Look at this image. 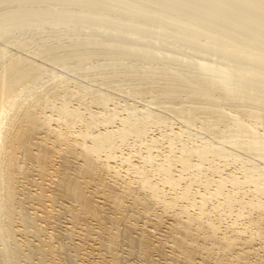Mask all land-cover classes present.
<instances>
[{
	"label": "bare ground",
	"instance_id": "1",
	"mask_svg": "<svg viewBox=\"0 0 264 264\" xmlns=\"http://www.w3.org/2000/svg\"><path fill=\"white\" fill-rule=\"evenodd\" d=\"M166 128L169 147L204 140L182 141L176 178L151 162ZM237 162L215 201L188 198L202 164ZM230 206L255 214L217 234L209 214ZM263 220L264 0H0V264H208L198 247L247 264Z\"/></svg>",
	"mask_w": 264,
	"mask_h": 264
},
{
	"label": "rangeland",
	"instance_id": "2",
	"mask_svg": "<svg viewBox=\"0 0 264 264\" xmlns=\"http://www.w3.org/2000/svg\"><path fill=\"white\" fill-rule=\"evenodd\" d=\"M230 64V63H229ZM232 65V64H231ZM230 67V66H229ZM231 68V67H230ZM94 110V109H93ZM47 112H49V110H47ZM47 115H48V113H47ZM115 127H116V125L115 126H113L112 127V129H115ZM173 127V132H176V130H178L179 129V127H178V125H173L172 126ZM168 128H166V129H161V131H153L152 133H150V135H151V137L152 138H155V139H157L158 140V142H156L155 144H153V145H151V146H153L151 149H150V153H151V156L150 157H152L153 158V160L151 161L153 164H155V165H158V164H163V165H168V162H170V164H169V166L171 167V169H172V173H173V175H172V177L173 178H176L175 177V175L177 176V169H179V166H178V164H179V161H178V159H182V156H180V152H179V150H178V148H179V146L181 145V143H182V141H185V143H188V146H191V145H200L199 144V142L200 143H203L204 142V140L203 139H200V140H198L197 138H199L200 136H191V137H186L185 135L181 138V142H178L177 140L176 141H172V143H176V144H174L172 147H169L168 145V142H167V140L164 138V137H161L160 136V134L161 133H163L164 131H166V133H170L168 130H167ZM96 130H99L100 132H102L103 131V127L101 126L100 128H97ZM171 134V133H170ZM149 135V136H150ZM193 140H196L195 142H192ZM199 141V142H198ZM128 143L129 144H131V140H128ZM126 144V145H128V147H124V148H129L130 149V145L129 144ZM147 144L148 145H150V142H147ZM132 145L134 146V148H136L137 147V144H135V143H132ZM133 148V149H134ZM139 149V151L142 153V154H144V153H147V148H145L144 147V145H141L140 146V148H138ZM124 152H126L125 150H123ZM124 155H125V153H123ZM181 155H183V154H181ZM137 157V155L136 156H134L133 158H131L130 159V161L132 162V163H134V162H136V161H139L138 160V157ZM134 160V161H133ZM136 160V161H135ZM193 160V159H192ZM118 161V162H117ZM117 161H116V164L118 163V164H120V161H119V159H117ZM111 165H115V163H111ZM121 166H122V168L120 167H118L117 166V170L121 173H119L120 174V177L122 178V179H124V177H126L127 175H129V176H127L128 178H130V177H133L131 174H132V171H128L127 170V173L125 172V169H126V167H127V165H126V163L125 164H120ZM234 166H235V168H237L238 169V167L241 165V162H237V163H235V164H233ZM233 165H230L229 167H223V168H221L220 169V171L218 172L217 171V174H215V173H213V174H215V175H213L211 172H210V170H203L205 167H207V165L206 164H202L201 165V168H200V170H199V172L196 174V175H194V176H192V177H194V181L189 185V189H188V198H193V194H192V192L193 191H198L199 193H202L203 194V196H205V197H210L208 200H210V199H212V202L213 201H215V199L216 198H214L213 196H211L212 194H214V191H213V189H214V184H213V181L215 180V179H219L220 177H226L228 174L229 175H231L232 173L231 172H233V176H235V177H238L239 178V176L241 177V172L240 171H242L241 169H238V170H236V169H234V166ZM247 165H249V164H247ZM222 166V165H221ZM232 166V167H231ZM119 168V169H118ZM149 169H151V168H149ZM223 169V171H221ZM226 169V170H225ZM243 169V168H242ZM230 170H234V171H231L230 172ZM216 171V170H215ZM252 171V170H251ZM130 172V173H129ZM237 172V173H236ZM254 172V171H253ZM127 174V175H125V174ZM129 173V174H128ZM194 173H196V172H194ZM224 173L226 174V173H228V174H226V175H224ZM217 175H218V178H217ZM222 175V176H221ZM216 177V178H215ZM182 181L185 179V180H187V175H185V176H182ZM106 181L107 180H109V178H107V179H105ZM184 180V181H185ZM130 190H133L132 188H130ZM178 191V190H177ZM223 193H225V191H223ZM236 194V193H235ZM169 196H171V195H167V196H165V195H163V198H165V201H168L169 199L167 198V197H169ZM236 196H238L237 194H236ZM242 196H243V194H242ZM212 197V198H211ZM246 197H249V196H246ZM194 199L195 200H197L198 198L196 197H194ZM243 199H245L246 200V198H244L243 197ZM219 200V199H218ZM174 203L176 204L177 202H176V200H174ZM134 208L136 209V208H138V205H134ZM158 208V207H157ZM153 209V211L152 210H150V212L148 213V214H146V216H147V218H151L152 217V214H154V213H159V211H158V209ZM229 209H227L226 208V210H223V208H220V209H216L215 211L216 212H211L210 214H209V218H216V219H214L212 222L213 223H215V232L217 233V234H219V230H223V229H221V228H224V226H227V225H229V224H232V223H234V224H236V225H242V223L244 222V219L241 217L242 215H245V214H247V215H249V216H252V215H254L255 214V212H254V210H252L250 207H248V206H244L243 208H240L239 210L241 211L240 213L236 210V207L235 206H230V207H228ZM133 209V208H132ZM196 212H198V210L195 208V207H193V208H191V210L189 211L188 210V213H191V214H196ZM207 212V211H206ZM205 215H206V213H205ZM207 216V215H206ZM202 218H203V216H202ZM170 218L169 217H165L164 219H163V221H165L164 223L162 222L160 225L161 226H158V228L157 229H155V238H159V239H161V240H163V238H165L166 237V235H167V233L164 231V230H166V228H165V226H166V224H167V222H170V220H169ZM217 220H218V222H217ZM62 221H63V219H62ZM151 222H154V221H151ZM242 222V223H241ZM139 224H141V223H139ZM165 224V225H164ZM62 225V224H61ZM261 229H263V231H264V220H263V222L261 223ZM162 228H163V230H162ZM157 230V231H156ZM31 231V230H30ZM30 231H28V232H22V233H20V235H16V237L18 238V236H19V238L20 239H31V240H27L28 242L30 241L31 243H34V244H31L30 242V245H31V247L32 246H34L35 244H36V242L38 243V241H39V239L40 238H43L44 236L42 235L41 236V234H40V236L38 235H35L34 236V234L33 233H30ZM26 233V234H25ZM30 233V234H29ZM159 233V234H158ZM161 233V234H160ZM160 235V236H159ZM201 235V234H200ZM27 236V237H26ZM37 237V238H36ZM39 237V238H38ZM146 237V236H145ZM149 239L148 240H150L151 242L153 241V240H151V239H155V238H153L152 236H149L148 237ZM78 239L79 238H76V242L78 241ZM97 241H95L94 242V240H89V241H86V243H85V250H87V246L86 245H88V243H96ZM155 242V241H154ZM161 242H163V241H161ZM153 243V242H152ZM208 243V242H207ZM257 244H258V242H257ZM257 244H256V246H257ZM97 247V244H93V248L92 247H88V250H92V254H91V256H90V259L89 260H92V259H98V258H100V255H99V253H101V252H99L98 251V249L96 248ZM255 246V247H256ZM236 247H238V246H236ZM94 249V250H93ZM166 250H168V247H166L165 245L164 246H162V248H161V251H166ZM84 251H79V253H80V256H82L83 257V255H82V253H83ZM137 252V254L139 253L138 251H136ZM208 253V256H207V253ZM194 253H197V254H200V255H202V256H207V257H209L208 259H207V263L208 264H229L228 262H226V258L227 257H229V255H226V256H224V255H221V254H213V252L212 251H210V250H205V249H203V248H201V247H198V249L197 250H195V252ZM256 253H258V255H256L255 253H253V255L252 254H250V255H248V260L246 259L245 261H246V263L248 264L249 262H253L254 260H256V258H258V257H260V256H262L263 254H264V252H261V251H258V252H256ZM140 254V253H139ZM62 255H64V253L63 254H60L59 255V258H58V260H62V258H63V256ZM99 255V256H98ZM257 256V257H256ZM154 257H159L158 259H160L159 261L160 262H164V261H166V260H164V257H160V256H158L157 254H155L154 255ZM34 258H36V256H33V259L31 260L32 262H33V264L36 262V259H34ZM217 258V259H216ZM109 259V258H108ZM107 259V260H108ZM133 258L131 257V260H132ZM57 259H56V261H58ZM162 260V261H161ZM196 260H198V259H196ZM251 260V261H250ZM49 262H47V264H48ZM244 263V262H243ZM122 264V263H121ZM138 264V263H137ZM140 264V263H139Z\"/></svg>",
	"mask_w": 264,
	"mask_h": 264
}]
</instances>
